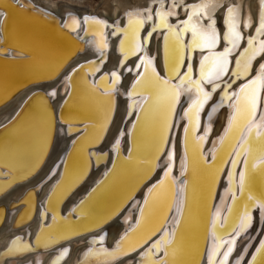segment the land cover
Returning <instances> with one entry per match:
<instances>
[{"label":"snow or ice","instance_id":"6c2138e0","mask_svg":"<svg viewBox=\"0 0 264 264\" xmlns=\"http://www.w3.org/2000/svg\"><path fill=\"white\" fill-rule=\"evenodd\" d=\"M221 7L223 5L220 0H203L201 3L190 4H177L176 0L165 4L164 0H157L154 22L152 6L150 5L135 15L129 13V18L123 28L120 27L118 21L109 26L104 20L95 17H83L85 32L90 29L101 30L105 27H111L113 37L120 35L118 50L123 53V57L146 53L147 44L151 41L153 34L159 36L162 32L164 74L160 75L156 70L155 57L149 58L146 54L139 55L134 68H123L124 72L139 73L135 75L128 90L129 97L142 96L139 101L129 99L127 105V115L130 117L133 111L136 115V119L132 120V124L128 128V155H122L119 150L120 138L124 136V131L121 128L115 142L111 145L116 151L112 158L111 167L104 174L105 179L98 181L88 195L74 207L76 219L73 220L71 213L61 216L57 206L68 188L85 175V165L77 162L74 157L78 152H82L86 145L95 144L101 139L100 133L108 123L113 97L111 94H102L99 89L101 86L105 89H111L116 85L120 80L119 69L123 67L124 59L122 57L119 61L117 70L111 71L110 74L103 73L96 79L95 83L90 81L87 78L88 75H95L99 72L100 66L105 60L107 45L101 42L99 44V58L78 63L68 71L65 77L67 95L64 96V102L61 104L60 118L69 123L67 129L69 134L79 131V129L71 126L74 119H86L90 122L85 124L81 134L71 141L68 154L63 157L64 167L61 171V179L56 182L53 190L48 194L47 208L52 212L51 222L43 223L45 213L42 210L41 227L34 241L22 242L21 237H12L5 247L0 249L4 258L14 256L18 259L21 255H27L33 250V245L38 249L48 234H54L56 238L71 236L84 228L96 227L111 217L131 195L132 188H129L119 201L112 204L103 213L97 214L93 211L91 207L93 201L102 193L109 181L119 176L123 171L134 168L137 172L136 184L148 177L153 170L157 155L163 150L168 139L173 113L180 96V86L186 83L188 86L186 91L195 90V99L184 108L187 123L184 125V133L181 137L182 147L187 154L186 169L189 174L194 177L199 176L201 181L210 177L211 181L214 182L221 172L227 156L237 144L245 126L248 125V132L243 139H239V146L235 147V155L232 156L227 174V191L234 193L235 172L237 164L243 156L244 166L240 169L239 180L241 195L239 197L233 195L223 225L219 224V215L217 214L215 226L212 229L217 235V243L209 250L207 257V264H216L217 255L223 243L219 239L220 230L223 229L224 232H228L238 225L236 236L227 240V248L219 261V264H227L236 245L237 236L245 231L251 223L250 209L256 201H259L262 215H264V133H257L258 125L249 123L256 113L259 94L264 88V62L259 64L260 71H257L251 79H247L252 71L251 66L254 58L264 54V38H262L264 37V0H259L258 3V19L255 23L254 32L247 37L245 46L239 50L238 55H235L234 62L230 57L239 47L243 37L239 30L240 19L236 8L231 4L225 8L222 16L224 46L219 51H206L199 58L197 75L193 79L192 49L211 50L219 45V33L215 27V11ZM18 8V3L12 4L8 0H0V29L4 31L5 36L15 38L18 44L41 53L49 52L51 50L49 45L34 27L37 18L46 21L45 15L37 12L35 17L20 19L14 15V9ZM178 8L185 13L184 18L176 19V23L172 24L169 20L178 16ZM145 23H148L150 27L141 38L139 33ZM78 26V21L73 19L58 26L57 31L67 34L75 31ZM251 26V19L245 18L243 21L244 30H248ZM28 28L32 30H26ZM186 34L190 36L187 43L188 62L186 68L183 69V74L180 75L184 62V38ZM67 39L72 40L73 38L68 36ZM17 50L23 53L25 47H18ZM71 55L72 53L68 52L56 60L48 74H55L70 59ZM24 63L26 65L25 70H30L32 62L25 61ZM109 75L111 84L107 83ZM177 76L179 79L176 84H173L172 80ZM241 78L246 79V82L241 83L235 92L230 91L235 82ZM205 83L210 86L211 91L202 87V84ZM212 93H218V100L212 105V108L217 109L231 101L228 104L231 114L223 133L219 137L217 147L212 150V160H205L200 149L209 133V126L205 124L203 134L197 136L195 133L199 125V113L204 104L210 100ZM39 95V93L33 94L13 121L5 128H12L25 115V109L28 108L29 104ZM47 95L54 97L56 95L55 89H52ZM45 104L46 101L41 103L42 115L29 129L32 135L33 163L28 165L25 170L19 171L18 150L14 146L5 147L0 144V168L7 170L8 177L6 180L0 181V187L22 179L23 175L35 166V160H39L44 154V144L48 140L49 132L55 123V117L45 107ZM73 104L79 105L83 115H65L64 110ZM253 133H257L258 139H253L251 135ZM174 136L175 133H173ZM103 158L102 154L96 155L97 162ZM172 159L173 149L169 147L167 150L168 166L160 178L146 191L136 223L119 236L115 241V246L110 251L101 247L99 249L101 253L116 257L136 251L163 225L166 219V210L173 203V188L177 185V181L173 180L170 175ZM56 170L57 166H53L48 175L51 176ZM254 171L260 177L261 190L259 192L254 191L252 187ZM192 183V180H186L185 185L178 188V191L183 195L179 201L180 213L175 217L176 223L171 235L165 229L158 239L153 240L147 248L140 252L138 264H197L194 259L186 258L197 250V245L185 236V228L190 221H195ZM207 193L209 196L211 195L210 185L207 188ZM103 238V236L99 237L100 240ZM48 242L51 243V240ZM92 243H95V240ZM251 247V244L244 246L239 258L240 261L246 259L247 264H264V239L260 240L255 250H251ZM68 251V248H64L56 259L64 257ZM161 251H163V255L156 259L155 256ZM249 252L250 256L248 255Z\"/></svg>","mask_w":264,"mask_h":264},{"label":"water","instance_id":"95a60500","mask_svg":"<svg viewBox=\"0 0 264 264\" xmlns=\"http://www.w3.org/2000/svg\"><path fill=\"white\" fill-rule=\"evenodd\" d=\"M8 1L11 2L12 4H17L18 3V5H20L19 6L20 8H28L29 7V9H31L33 11H39L41 13H44L46 16L52 17L53 19H57L59 21L60 25H63L67 21L66 20V16L64 17V15L62 14L63 11H65V13H67V12L72 13L71 17H74V18L76 17L77 19H79V21L81 20V17L83 15H86L88 17H95V18H98V19H101V20L103 18L101 16V14H99V16H96V15L94 16V13H87L85 10H74L72 8L65 7V6H61L60 11L57 10L58 12L56 13L54 10L44 6L43 4L41 5L37 1L33 2L32 0H8ZM234 1H236V0H234ZM245 1H243V2L241 1V6H242L241 21L243 22L245 18H250L251 19L252 26L248 29L251 32H250V34H245L244 33V35L242 36L243 37L242 42L240 43L239 47L232 54L233 58H235V55L239 54V50L242 49L245 46L246 40H247L246 36L248 37L249 35L253 34L255 23L257 21V18L254 17V15H252L250 13L248 14L247 11H245L246 8H247ZM195 2H197V0L196 1L183 0L182 2H178V0H176L177 4H190V3H195ZM168 3H170V0H165V4H168ZM222 5H223V7L219 8L218 10L215 11V20H216L215 27H216V29L218 28L220 30L219 31V34H220L219 45H218V47H216L214 49H211V51H219V50H221V44L223 42V30H222V15H223V13L222 12H224V10H225V8L227 6H225V3H222ZM232 5H235V2L232 3ZM155 6H156V3L154 2L153 8H152L153 9V14L155 12ZM144 8H147V6H144ZM177 11L181 12V10L179 8L177 9ZM14 15L17 18H20V19L26 18V16L23 13L19 12V10H17V9H14ZM182 16L183 15H181V17H177L176 19H183L184 16L183 17ZM118 19H120L119 18V14L116 17L110 18V20H108L106 22V24L111 26L110 23H112L114 21L116 22V20H118ZM37 22L38 21H35V25H34L35 30L47 42V44L49 45V48L51 49L47 53H41V52H39V51H37L35 49H31V48H29L27 46L18 44L16 39L15 40H13V39L7 40V36H5L4 31L2 29H0V49L3 48V47L5 48L8 45L6 48L10 49V51H12V52L18 53L19 52L17 50L18 47H21V46L25 47V51L23 52L24 54L22 53L23 56H9L7 54L8 51H5V56L8 55L9 57H13L15 59H18V62H20L18 67H17V64H16V66H11L10 68L3 67V64L8 63V62H5V61H1L0 62V67L2 69H8L7 73H3V71H0V77L2 79H4V81H6V82L13 81V82H11L10 87L5 88L4 90L2 89L3 91L0 93V110L4 109L5 106L10 104L20 93H22L23 91H26L27 89H29L32 86H35L33 89H30L27 92V94L23 97V99L21 100V102L17 106L11 107L7 111H4L3 113L0 114V122H1L0 123V141L3 139V136L8 131V129H6L5 126L13 121V119L20 112L21 108L25 105V103L29 100V98L31 96H33V94H35V93H39L42 96V100L46 101L47 107L49 105L48 102L49 101L52 102V105H54L53 106V108H54L53 110L55 111V118H56V122L57 123H58V120H59V123H60V125L62 127H65V124L67 123V121H62L61 118H60L61 104L64 102V96L67 95V93L65 91V88L67 86L64 88L63 93L62 92H61V94L59 93L61 85L63 83V79H61V78L66 73H68L69 65H70V67H75L78 64V63H76V64L73 63V61L78 56H82V55L85 56L86 54H84V50L83 51L77 50L76 52L73 51V47H75L77 45L76 42H72L73 44H71V41H68V47H67V44L65 43V41H63V40H65L66 37L64 36L63 33L58 32L52 25L49 24V23H52L51 21H49V22L45 21L44 23H47L46 26L39 25ZM120 22H122L120 27L123 28L124 23L121 20H120ZM153 22H154V20H153ZM242 22L240 23L241 26H242ZM171 23H173V22L171 21ZM204 23H206V21ZM52 24L54 25V23H52ZM81 24H82V27H83L81 33L80 34H76V32H73V35L76 36V37L78 36L80 38L79 41L82 44V43H85V40H86V38L84 37L85 36V28H84V21L83 20H82V22H80L79 27H78L77 30H80ZM149 27L150 26L147 23L146 26H144L142 28V30L139 33L141 38L147 32ZM106 28H107V30L112 29L111 27H106ZM26 30L31 31L32 29L28 28ZM161 34H163V33L161 32ZM155 35L156 34H153V36L151 38V41H153ZM188 38H189V34L188 35L186 34L185 38H184V41H185L184 43L185 44L188 43ZM262 38H264V37H262ZM114 39H116V41H115V43H116L118 39L120 40V35H117V36L113 37V40ZM157 39H155V40H157ZM119 40H118V43H119ZM150 42L147 44L148 48H150V46H149ZM194 50H198V49H194ZM200 51H203V54H205L206 51H208V50H201L200 49ZM66 52L67 53L68 52L72 53L70 59H68L67 62L64 63L63 66L55 74H53L52 78L44 79L45 78L44 76L49 75L48 73L47 74H43V76H42L40 74V72H38V71H34V70L27 71L24 68V66H26V65H25V63H23L25 61H22L23 59L25 60V58H23V57H27V59H29V57L35 56V60L37 61L38 64L46 65L45 63L38 62V61H43V56L44 55H48L49 54V60H50V63H51V62H55L57 59L60 58L58 56L59 53L63 54V53H66ZM74 52H75V54H74ZM19 53H21V52H19ZM52 54H55L56 59L53 60V58L51 57ZM108 54L109 53L107 52V49H105V60H104V63L100 66L101 67L100 68L101 72L99 71L100 72L99 74L97 72L95 75H90L91 78L88 75V79L89 80L95 77L93 83L96 82V79H98V77L100 75H102L103 73H106V71L110 74L111 71L118 69L119 61L123 57V53L120 55L119 52H114L115 58H112V60H110V57L108 56ZM141 54H144V53L133 54V55L127 57V59H125L123 57L124 64H123V67L119 69L120 80L117 82L118 86H120V88L125 87L127 85V82L125 84H121V81L124 78V76H126V75L128 76L131 73V72H124L123 68H129V67H133L134 68L135 63H136L137 59L139 58V55H141ZM88 55L89 54H87V56ZM187 57H188V48H187L186 58H184V63L185 64H187V62H188ZM257 57H259L260 60H259V62L256 65H254V68H252V71H251L250 74H252V72L256 69V67L262 62V60L264 58V54H261V55H259ZM97 58H99V56L98 57H95V56L94 57H87L84 60H80L79 63H84L86 61L94 60V59H97ZM133 58H134V61L130 62V60L133 59ZM3 59H5V58H3ZM157 59H158V57H157V55H155L154 63L157 62ZM162 59H163L162 62H163V67H164V57L163 56H162ZM193 59H194V57H193V52H192V61H193ZM31 62L33 63L35 61H31ZM110 67H113V68H110ZM230 67H231V65H230ZM44 70H46V68ZM50 70H51V68L48 69V72ZM193 72L195 73V76L193 77V79H195L196 75H197L196 67H194V71ZM13 74H15V77L12 79ZM163 74H164V70H163V72L161 71L160 75H163ZM182 74H183V71L180 73V75H182ZM250 74L247 76V79H251L252 76L255 75V73L253 75H250ZM121 77H122V79H121ZM240 80H243L242 83L246 82V79H244V78L238 79L236 82H238ZM175 82H177L176 79H173L172 83L174 84ZM236 82H235V84H236ZM111 83H112V81H111V77H110L109 81H108V84H111ZM240 84H241V82H238L237 85H240ZM202 85H207V84L205 83V84H202ZM233 88H234V86L230 89V91H232ZM52 89H55V91H56V95L54 97L47 95ZM206 90L210 91L209 89H206ZM261 91H262V89H261ZM261 91H260V95H261V98H262L263 97V92L261 94ZM117 92H116V96H118ZM105 93H109L111 95L113 94L111 92H105ZM212 94H215V93H212ZM137 96H140V95L132 96V100L136 99ZM8 97H9V99L6 100V98H8ZM125 98L127 99V97L124 96V102H125ZM59 99H61V100L59 102L60 104H59V107H58ZM217 100H218V93L215 96H212L210 98V100L205 103V105L203 107V111H201L200 114H199V125H198V127L196 129V132H198L197 136L203 134V131H202L203 123H204L203 120L205 119V117L207 115V111L210 108H212V105L215 104L217 102ZM258 101H259V99H258ZM128 102L126 100V105L128 104ZM182 104H183V100L182 99L178 100V103L176 105L175 111L173 113L174 120L172 121L171 127L169 129L168 139H167V141H166V143L164 145L165 148L160 153V155H162V157L165 155L164 151H165V149L167 150L169 147H171V141L173 139V142H172L173 143L172 144L173 159H172V170H171L173 175H176V168H177V161H178V154H176V156H175L174 149H175V146L177 147L180 144L181 128L184 126L183 121L179 122V124L177 126H175L176 118H177V114H178V107H179V105L181 106ZM30 106H31V104H29L28 108L25 109V110H28L30 108ZM118 106H119V102L117 101L116 106H115V103H114L113 109H111V117H110L109 122H108L107 131L102 135V137L99 140V142L95 143V144H90L86 148L84 147V149L82 151V154H83V156H84L85 153L87 154V156H88V154L91 155V157H92V166L90 165L91 162L89 160V170L86 172L84 177L80 181H78V183L72 188V190H70L68 193H66V195H64V197L62 198V200L60 201V203L58 205V212L60 211V209H61V207H62V205L64 204L65 201H66V203L68 201H70L69 200L70 196H72L75 192H78L80 190V191H82L81 193H83L86 190L88 181L90 179H92V181H93V179L96 178V176L104 168V166L106 167L107 170H108L109 167H111L112 158H113L111 156V149H112L111 144H113V141L116 140V136H117L118 132L121 130V128L124 131V136L120 138V142H121V139H122V142H121V144H119V150H120V153L122 155H124V156L128 155L129 139H128V132H126V128L128 127V125L130 123L132 124V120L136 119V115H135V111H133V113H132V115L130 117L127 116V111L128 110L125 109L123 111V116H122V115H120L121 111H119ZM224 107H226V105H223V106L219 107L218 110L220 111L221 108H224ZM47 109L50 110L49 107ZM64 111H65V115H70V116L74 115V114L80 116V114H82L80 109H79V105L78 104L70 105L69 108L65 109ZM219 111H217V112H219ZM75 112H77V113H75ZM256 113H257V111H256ZM119 119L121 120V122L119 123L118 127L115 129V133L111 134V136H108L111 126L114 124V122H116ZM215 121L217 122V120H215ZM89 122L90 121H88V120H86V121H75L74 124H71V126L73 128H78L79 131H75V132H73L71 134H69V133L63 134L62 135V140H64V142L61 143L62 147H59L60 145L57 146V149L55 150V153L53 154V157L50 158V154L52 152L53 147L56 146V144H55L56 140L53 142L52 147L50 146L51 149L50 148L48 149V151L46 153V156L42 159V163L40 164V166L35 167L33 169V171H31L29 173H26V175H24V177L22 179L16 180L15 182L11 183L9 185V187L7 186L5 189H3L4 186L0 187V198L2 196H5V194L10 193L11 191H15L16 189H18V191H15V193L17 194L16 197L12 198L10 196L7 199L6 202L5 201H0V210L4 209L3 210L4 211V217L0 221V228L2 226H5L6 223L9 222V224H7L8 227L3 230V233H7L8 234V232H10L12 230H13V232L18 231L15 234H13L12 236H8L6 244L10 241V239L12 237H19L20 235L25 237V234H26L25 231H26L27 227L32 225L33 224V220L36 218V212H35L29 218H27V219H25L23 221L19 220V217L21 216L22 212L24 211V209H26L27 205H29L28 202L25 201V198H27L29 193H32V192L34 193L33 194L34 206L39 211V216H37V219L40 221L41 211L42 210L45 212V214L47 216V218H45V220L48 219V214L50 213V210L47 208V197H48V194L53 190V188L48 192L46 197H42L41 196L42 194H40V191H41L42 187H44L45 185H46V187L48 185H50L53 182V180L55 179V176L59 174V172H60V176L57 179V181L61 179V171H62V169L64 167V160L62 159V155H63L62 149L65 148V147L68 148L66 153H65V156H64V157H66L67 154H68V151H69V146H70L71 141L74 140L77 136H79L81 134V132L84 130V125L89 123ZM214 126L216 127V124H213V125L209 126V129H210L209 133H208V135H207V137H206V139L204 141V144L202 145V147L200 149V151L204 155L205 160H212V156L210 157V153L205 154V152H209L210 144L213 142L215 137H217L219 135V133L221 131V128H222V126H220L218 128V132L215 133L216 128H215V130H213ZM81 127H83V128H81ZM173 133H175L174 137H173ZM183 133H184V130H183ZM259 133H264V126H263V128H261ZM253 136L256 139H258V135L257 134H255ZM31 137L32 136L30 134V138ZM30 138L28 139V141H30ZM9 140H10V138H6V141H4L5 145H8ZM218 143H219V141H218ZM218 143L216 145H214V148L217 147ZM95 149H99V151L97 152V154L95 153V155H93L92 153L94 152ZM202 149H203V151H202ZM184 153H185V170H184V174H182V177H179L176 180L177 181V185L176 186L179 188V184L180 183H181L180 184L181 186L185 185V181L186 180H192V182H193L192 183V187H193V214L195 213V217L198 218L197 221H198V224H199V229H198L197 237L199 239L198 238L193 239L194 242H197L196 243L197 250L192 254V257H190V259H194L195 261H197L198 257H200V253H201L202 248H203L202 247L203 246L202 245V241L200 242V237H201V234L203 232V227L205 226V223H206V220H207L206 217H205V211H207V207L209 206L208 197L205 199V196L207 194L208 186L210 185L211 187H213L212 185L214 184V182L211 181L210 177L207 178L204 181H201L199 176H195L194 177L191 174H189L187 169H186L187 154L185 152V149H184ZM101 154L104 156V158L101 159L99 162H97L95 156L96 155H101ZM233 155H235V153ZM76 157L77 156H75L74 159H77ZM37 161L38 160H36V162ZM77 161H79V160H77ZM231 161H232V159L228 162V165H227L228 168L231 165ZM36 162H34V163H36ZM46 162H48L46 167L49 166L50 163H52V164L49 166L48 170L45 172L43 177H41L40 179H36L38 173L42 169L44 170L46 168L45 167ZM224 164H225V162H224ZM53 166H57V170H56V172L54 174L49 176L48 174L51 172V169H52ZM167 166L168 165H166L165 168ZM243 166H244V157L241 156L240 161L237 164V168H236V172H235L237 178H238L240 169ZM156 170L157 169H155L151 173V175L148 176L141 183L140 186H138V188L136 187V183H135V181L137 179L136 170H134V168H130V169L126 170V171H123L119 176H117V177L113 178L112 180H110L109 184L105 186L104 190H102V193L100 195H98V197L93 201V203L91 205L93 211L95 213H97V214L103 213L108 207H110L115 202L119 201L121 196H123V194L129 188L133 189V185H135L133 190H135V188H137L136 191L133 193L135 195L134 197L141 198V196L143 195L144 191L146 193V191L149 189V187L152 184H154L160 178V175H157ZM6 171L7 170H5L3 168H0V181L6 180L8 178L7 174H6ZM226 172H227V168L224 171L222 179L220 181H219V177L216 179L215 186L213 187L214 189L217 188V184L219 183L218 184V191H219V189L221 187V182L223 181V178H224L225 174H227ZM104 174L100 178L99 181H102V180L105 179ZM155 176H158V178L155 179L154 178ZM254 177L255 176L253 175V177H252V187H253L254 191L259 192L258 189H256V187L254 185V183H256V180H255ZM96 184H94L91 187V189ZM174 189H175V186L173 188V192L175 191ZM115 191L119 192L121 195L116 194ZM88 193H87V195H88ZM112 193L116 194L117 197L116 198H110L112 196ZM145 193H144V195H145ZM240 195H241V189H240V184H239L238 187H237L235 196L239 197ZM84 198H81V200L84 199ZM232 199H233V197H232ZM232 199L230 197L229 201L231 202ZM79 202H78V204H79ZM143 202H144V197H142V199L138 201L139 204H138L137 207H139V212H140V205ZM127 204L125 205V207H123L124 209H126L129 206V201H127ZM69 205H70V203L67 205V209L64 211V215L63 216L68 215L70 213L68 211ZM99 207H102V208L99 209ZM123 208L120 209V211L118 210L119 212L114 214L106 223L102 224V226H101L102 230L100 231L101 234L98 232V228L97 227L86 228L84 231L75 233V234H73L71 236H68V237H65V238H62V239H59V240H57V242L51 244L48 247L46 246L45 248L39 247L37 249L33 245V250L28 252L27 255H21L20 258H18V259L15 258L14 256L13 257H8V258H4L3 257V253L0 252V264H64L65 260L68 259V257L71 255L70 252L74 248H77V249L80 250L82 247L86 246V243L89 240L88 239L89 235H92V237H94L93 239L98 238L95 241V243H94V245L96 246L94 248H97V247L100 248L101 246L104 245L103 244L104 242L106 243L105 240L101 241L99 239V237H101V236H104V238L107 237L108 231H107V228L105 229V227H104L107 223H109L111 220H113V223L109 224L108 228L116 229L117 232H116L115 236H117L121 232L122 227L120 226V223L119 224H116V223L118 222V214L121 213ZM228 210L226 211V213L228 212ZM251 211H254L253 216H255V219H256L255 223L253 221L252 225H249L245 229V231H243L239 236H237L236 245H235V247L233 249V252L230 254V256L228 258L227 264H231L232 257L237 253L236 249L238 248V245H241V244H239L240 241H242V243H243L242 244V249L244 250V246L246 244H248L247 243L248 239L250 240L252 238V241L250 243L251 246H252L251 250H255V247L259 244L260 240L264 239V217L262 219L261 225L259 226L258 218L256 217L257 214L255 213L256 207L253 206L251 208ZM139 212H138V214H139ZM124 218L126 219L127 215H125ZM71 219H73V220L76 219V214H75L74 210L71 213ZM134 219H136L135 215H134L133 219L131 218V220H133V222H134ZM50 222L51 221L47 220L45 222V224H48ZM224 223H225V217L222 220L221 225H223ZM214 226H215V220H214V223L212 225V229H213ZM40 227H38L36 234L39 232ZM125 231H127V230H125ZM189 231H190L189 227H186L185 228V236L190 241V240H192V238H190V236H188L189 235L188 234ZM232 232L233 231L231 230V231H229L227 233H224L220 237V240L223 241V243L221 245V248H220V251H219L220 254H219L218 259H217V263L218 264H219L220 258L223 256V252L227 248V246L225 245V243H226L225 237H227V236L232 237L234 235V234H232ZM36 234H35V236H36ZM214 234L216 235L215 232H214ZM155 235H156V233L154 235L150 236L146 240V242L138 250L133 251L131 253H127V254H122L119 257L114 258L112 260V262L107 263V264H136V262H134V261L136 260V257L139 255V253L141 251H143L145 248H147L153 242V240L157 239L158 236H155ZM29 236H30L29 242L34 241L35 236H34L33 239H31V234H29ZM203 237H204V235H203ZM92 241H94V240H92ZM92 241H91V243H92ZM22 242H26L24 238H23ZM2 244H3V241H0V249H3L5 247V245H6L5 244L2 247ZM110 247H111V245L105 246L106 249H109ZM64 248H68L69 249L68 253L62 258L56 259V257L59 255L60 251H62ZM76 250L73 253L74 254L73 257L75 256ZM42 253H44V256H43ZM162 255H163V251H161L158 255H156L155 258L159 259L160 256H162ZM248 255L250 256V252H249ZM73 257H71L70 262L68 264H74ZM186 258H189V257H186ZM239 258H240V256H238V259ZM126 260H132V261L126 262ZM77 264H81V263H79V261H78ZM235 264H247V261H246V259L244 261H240V259H239Z\"/></svg>","mask_w":264,"mask_h":264},{"label":"bare ground","instance_id":"6f19581e","mask_svg":"<svg viewBox=\"0 0 264 264\" xmlns=\"http://www.w3.org/2000/svg\"><path fill=\"white\" fill-rule=\"evenodd\" d=\"M32 1L33 2L37 1L39 4H41V5L43 4L44 6L54 10L56 13L58 11H60L61 6H65V7L72 8L74 10H85L87 13H94V16L95 15L99 16V14H101V16L103 17L102 20H104L105 22L110 20V18L116 17L119 14V18L120 19L116 20V22L117 21L119 22V25H121V23H122V22H120V20L123 21V23L125 24L126 20L129 18V13H131L132 15H135L137 12L142 11L143 9H145L144 6L149 7L151 5L152 8H153L154 2L157 3V0H32ZM171 1L172 0H170V3H171ZM182 1L183 0H178V2H182ZM190 1H196V0H190ZM241 1L243 2L245 0H236V1H234V0H220V3L221 4L225 3V6H228L229 4L232 5V3L235 2V5H232V6L236 8V10H237V12L239 14L240 23L242 22L241 21V17H242ZM164 2H165V0H164ZM201 2H203V0H197V2H195V3H201ZM245 3H246V7H247L245 11H247L248 14L250 13V14L254 15V17H256L258 19V3H259V0H246ZM17 10H19V12L23 13L26 16V18L35 17L37 12H39V11L31 10V9H29V7L28 8H20L19 7ZM152 11H153V9H152ZM222 13H224V12H222ZM62 14L64 15V17L66 16V20L67 21H71L73 19L77 20L78 21V25L80 24V22H82V20H83L82 18L84 16H86V15H83L81 17V20L79 21V19H77L76 17L75 18L71 17L72 13H69V12L65 13V11H63ZM181 15L184 16L185 13L183 11L178 12V16L177 17H181ZM45 18H46V22L51 21L52 23H54V25L52 23H49V24L52 25L56 30H57L58 26H60L59 21L57 19H53L52 17L46 16V15H45ZM176 18H170L169 22L171 23V21H172L173 22L172 24H175L176 23ZM153 20H154V14H153ZM36 21H38L37 23L39 25H44V26L47 25V23H44L45 21L39 20L38 18H37ZM114 22L110 23V25H113ZM146 24L147 23H145L143 25V27L146 26ZM240 26L241 25H239V30L241 31L242 36L244 35V33L245 34H250V32H251L250 30H248V31L244 30L243 22H242V26L241 27ZM77 29L75 31L68 32L67 34L63 33L64 36L66 37L65 40H63V41H65V43L67 44V47H68V41H71V44H73L72 42H76L77 45L75 47H73V51L76 52L77 50H79V51H83L84 50V54H86L85 56L84 55L78 56L73 61V63H75V64L79 63L80 60H84L87 57H94V56L98 57L100 55L99 44L101 42H103V43H105L107 45L106 49H107V52L109 53L108 56L110 57V60H112V58H115L114 52H119L120 55L122 54V52H120L118 50V40L119 39L117 40L116 43H115L116 39L113 40V36L111 35L112 29L107 30L106 27L101 29V30L90 29L88 32H85V36L84 37L86 38V40H85V43H82V44L79 41L80 38L78 36L76 37V36L73 35V32H76V34H80L81 33V31L83 29L82 24H81L80 30H77ZM217 30H218V33H219L220 30L218 28H217ZM222 30L224 31L223 24H222ZM162 35L163 34H161V33L159 34V36L155 35L153 41H151L150 44H149L151 49L147 47V51H146V53H144L149 58H153V57H155V55H157L158 59H157V62L155 63V66H156V70L159 71L160 74H161V71L163 72V70H164L163 62H162L163 61V59H162V56H163ZM68 36H71L73 39L72 40H68L67 39ZM219 37H220V34H219ZM189 38H190V36H189ZM10 39L15 40V38H13L12 36H7V40H10ZM155 39H157V40H155ZM246 39H247V36H246ZM184 45H185L184 58H186V54H187V48L186 47H187V44L184 43ZM223 46H224V44L222 42L221 49H222ZM6 47L5 48L3 47V48L0 49V62L1 61L8 62V63L3 64V67L10 68L11 66H16V64H17V67H18L19 63H20V62H18V59H15V58L9 57V56H23L24 53L22 54V53H19V52L18 53L12 52V51H10V49H8ZM194 49L195 48L192 49L193 57H194V59L192 61V64H193V71H194V67H196V71H197L199 58L203 55V51H200V49H198V50H194ZM5 51H8L7 54L9 56L8 55L5 56ZM208 51H211V50H208ZM75 52H74V54H75ZM64 54L65 53H63V54L59 53L58 56L61 57ZM87 54H89V55L87 56ZM51 57L53 58V60L56 59L55 54H52ZM3 58H5V59H3ZM23 58H25V60L23 59L22 61H35V62H33L31 64L30 70H27V71H32V70L38 71V72H40V74L42 76H43V74L49 73L48 69H50L52 67V65H54V63L56 62L55 61V62H51L50 63L49 54L43 56V61H38V62H41V63H45L46 65L38 64L37 61L35 60V56L29 57V59H27V57H23ZM124 58L127 59V57H124ZM230 59L234 62V58L232 56L230 57ZM259 60H260L259 57H257L256 59L254 58V60L252 61V66L251 67L254 68V65H256L259 62ZM12 61H17V62L13 63ZM132 61H134V58L130 60V62H132ZM262 62H264V58H263ZM186 65L187 64H185L183 62V65H182V68H181V72L186 67ZM25 67L26 66H24V68ZM45 68H46V70H44ZM68 68H69V71H70V69L72 67H70V65H69ZM110 68H113V67H110ZM0 70H2L3 73H7V71H8V69H2L1 67H0ZM257 71H260L259 65L256 67V69L250 75H253L254 73L256 74ZM100 72H98V74ZM106 73H108V72L106 71ZM119 74H120V72H119ZM138 74H139L138 72H131L128 76L127 75L124 76L123 79L121 77V79H122L121 84H125L127 82V85L125 87L120 88V86H118V83H116V85L113 88H111V89H105V88H103V86H101V88L99 89V91L102 94H109V93H105V92L113 93L112 94V97H113L112 109H113L114 103H115V106H116V103L118 101L119 102L118 108H119V111H121L120 115H122V116H123V111L125 109L128 110V108H127L128 104L126 105V100L128 102L129 99H132V97H129V95H128V90L131 87V83H132L133 79L135 78V75H138ZM66 75H67V73L61 78V79H63V83H62L61 88H60V92H59L60 94H61V92L63 93L64 88L67 86V81L65 80ZM194 76H195V73L193 72V77ZM14 77H15V74H13L12 79ZM44 77H45L44 79H48V78H52L53 75H46ZM89 77L91 78L90 75H89ZM94 78L90 79V81L94 82ZM109 78H110V75H109ZM175 79H176V81H178L179 77L177 76ZM0 80H2V83H0V93L5 88L10 87L11 82H13V81L6 82L1 77H0ZM108 81H109V79H108ZM108 81H107V83H108ZM238 82L242 83L243 80H240ZM238 82H236V84L233 85L234 88H233L232 92H235V90L239 87V85H237ZM176 83L177 82H175L174 84H176ZM34 87L35 86H32L29 89H27L26 91H23L22 93H20L10 104L5 106L4 109L0 110V114L3 113L4 111H7L11 107L17 106L21 102L23 97L27 94V92L30 89H33ZM187 87L188 86H187L186 83L184 85L180 86L179 100L182 99L183 100V104L181 106L179 105V107H178V114H177L175 126H177L179 124V122H181V121H183L184 125L187 123V118L184 115V108H186L187 105L193 99H195V90L192 89L191 91H186ZM202 87H204L205 90L209 89L211 91L209 85H202ZM116 92L118 93V96H116ZM262 92H263V97L262 98H261V95L259 94L260 98H259V101H258V104H257V109H256L257 113H255V115L252 117V119L249 122L252 125H258L257 133H259L261 128H263V126H264V88H262L261 94H262ZM216 94L217 93L212 94L211 97L215 96ZM124 96L127 97V99L125 98V102H124ZM9 97L6 98V100L9 99ZM232 98L234 99L235 97L233 96ZM141 99H142V96L140 95V96H137V98L134 99V100L139 101ZM60 100L61 99H59V101H58V107H59V104H60L59 103ZM42 102H43V100H42V96L41 95L36 97V99L32 101L30 108L28 110H25V115L23 117H21V119L19 121H17V123L15 125H13L12 128L8 129V131L6 132V134L4 136L2 135L3 139L0 141V144H3L5 147L11 145V146H14L18 150V153H19V156H18V170L19 171L25 170L28 167V165L33 163V154H32L31 146H30L31 142H32V137L30 138L31 132H30L29 129H30L31 125L35 121H37L40 118V116L42 115V109L40 107ZM230 103H231V101L228 102V104H230ZM48 104H49L48 107L50 109L49 110L50 113L55 117V111L53 110L54 109L53 108L54 105H52V102H50V101L48 102ZM228 104H225L226 107L221 108L220 111L218 110L219 108H217V109L210 108L207 111V115H206L205 119L203 120L204 123H203L202 131L204 129L205 124H207L208 126L216 124V127L215 126H214V128L212 127L213 130H215V128H216L215 133H217L218 132V128L220 126H222L219 135L217 137H215L213 142L210 144L209 152H205V154L210 153V157L212 156V150L214 148V145H216L218 143L219 137L223 133L224 127L227 124L228 117L231 114V109L228 106ZM45 107L48 108L47 104H45ZM137 107H139V104H137ZM201 111H203V108L201 109ZM217 111H219V112H217ZM75 113H77V112H75ZM209 113H211V115H209ZM74 115L78 116L76 114H74ZM80 115H83V113L80 114ZM110 117H111V111L109 113V119H110ZM173 120H174V118L172 117V121ZM215 120H217V122ZM75 121H86V119H74L72 124H74ZM108 122H109V120H108ZM120 122H121L120 119L117 120L116 122H114V124L110 128V132H109L108 136H111V134L115 133V129L118 127ZM107 126H108V123L106 124L104 130L100 133L101 137L107 131ZM130 126H131V123L126 128V132H128V128ZM68 127H69V123L68 122L65 124V127H62L60 125V123H59V120H58V123H57L56 122V118H55L54 126L50 130L49 136H48V140L44 144V154L39 158V160L37 162L35 160V162H36L35 166L31 169V171H33V169L35 167L40 166V164L42 163V159L46 156V153H47L48 149L49 148L51 149V147L53 145V142L55 140H56V143H55L56 146L53 147L52 152L50 154V158L53 157V154L55 153V150L57 149V146L60 145L59 147H62L61 143L64 142V140H62V135L68 133V131H67ZM81 128H83V127H81ZM76 129H78V128H76ZM183 130H184V126L181 128L180 144L177 147L175 146V149H174L175 156H176V154H178L176 175H173L172 171H171V174H170L172 179L175 180V181L179 177H182V174H184V170H185V153H184V149H183L182 144H181V137H182V134H183ZM247 132H248V125L245 126V129L242 131L241 136H240L239 139H243L244 135ZM197 133L198 132H196L195 135H197ZM257 133H253L251 135L253 136V135L257 134ZM6 138H10L8 145H5V143H4V141H6ZM29 138H30V141H28ZM239 139L237 141V144L233 147L232 152L227 156L225 164L222 165L221 172L222 171L223 172L222 173L220 172L218 174V176H217V178L219 177V181L222 179L224 171H225L226 168H227V172L226 173L228 174L227 165H228V162L232 159L233 154L235 153V147L239 146ZM253 139H256V138L253 136ZM98 142H99V140L96 143H98ZM114 142H115V140L113 141V143ZM121 142H122V139H121ZM121 142H120V144H121ZM172 142H173V139L171 141V148H172V144H173ZM203 144H204V142H203ZM88 145H90V144H88ZM88 145H86L85 148ZM164 148H163V150H164ZM67 149H68L67 147L62 149V151H63L62 159L65 156V153H66ZM167 150L165 149V151H164L165 155L163 157H162V155H160L161 152L157 155L156 160H155V165H154L153 170L151 171V173L155 169H157L156 170L157 175L161 176L163 174L165 166L168 165V163H169V161L167 160ZM98 151H99V149H95L92 154H95V153L97 154ZM115 151H116L115 149H113V148L111 149V156L112 157L114 156ZM202 151H203V149H202ZM76 156H77L76 157L77 159H75V160L76 161L79 160L77 162L82 163L83 165H85L84 172L86 174V172L89 170V160L91 162L90 165L92 166V157H91V155L88 154V156H87V154L85 153L84 156H83L82 152L81 153L78 152L76 154ZM47 163L48 162H46L45 167H46ZM254 163H256V162H254ZM51 164L52 163H50L49 166ZM171 164H172V161H171ZM49 166H47L44 170L42 169L38 173L36 179H40L41 177H43L45 172L48 170ZM106 170L107 169L104 166V168L98 173V175L96 176L95 179H93V181H92V179H90L88 181L86 190L83 193H81L82 191L79 190L78 192H75L72 196H70V199H69L70 201H68L67 203H66V201L64 202V204H63L64 206L62 205V207H61V209L59 211V214L62 215V216L64 215V211L67 209V205L69 203H70V205L68 207V211L70 213H72V211L74 210V207L76 205H78V202L81 200V198H84L87 195V193L90 191L91 187L100 180V178L103 176V174L106 172ZM31 171H27V173H29ZM151 173L148 176H150ZM227 174H225V176L223 178V181L221 182V187H220L219 191H218V184L219 183L217 184V188L216 189L213 188L215 186V183H216V179H217L216 178L215 181H214V184L212 185L213 187H211V195H210L211 197L208 195V193L205 196V199L208 197L209 206L207 207V211H205V217H206L207 220H206L205 226L203 227V232H202L201 237H200V242L202 241V245H203L202 247L203 248H202V251L200 253V257H198V259L196 261L197 264H207V257H208L209 250L212 247H214L215 244L217 243V235H215L214 232L212 231V225L214 223V220L216 219V216L218 214L219 215V224L221 225V222H222V220L225 217L226 211L228 210V206H229V203H230L229 199H230V197L232 199L233 195L236 194V190H237V187L239 185V180H240V172H239L238 178H237L236 173H235L236 186H235V192L234 193L232 191H227V189H228ZM253 175L255 176L254 178L256 180V183H254V185H255L256 189H258V191H260L261 190V185H260L259 174L255 173V171H254ZM59 176H60V172H59L58 175L55 176V179L53 180V182L50 185H48L47 187H46V185L44 187H42V189L40 191V194H42L41 195L42 197H46L48 192L53 188V186L56 183V181L59 178ZM23 177H24V175H23ZM83 177L84 176H82L80 179L76 180L75 183H73L71 185V187L68 188L67 192H65L64 195H66V193H68L70 190H72V188ZM154 178L156 179V178H158V176H155ZM143 181H141L139 184H136V187L138 188V186H140ZM180 184H179V186H181ZM9 185L10 184L4 186L3 189H5L7 186L9 187ZM137 188H135V190H133L134 189V187H133L131 195L118 208V210L120 211V209L125 207V205L127 204V201H129V206L126 209L123 208L121 213L118 214V222L116 224L120 223V226L122 227L121 232L117 236H115V234L117 232L116 229L108 228L109 224L113 223V220H111L109 223H107L104 226L105 229L107 228L108 235H107V237H105L104 239L101 240V241H104V240L106 241V243L104 242L103 243L104 245L101 246V247L105 248V246L111 245V247L109 249L105 248L106 250L110 251L115 246V241L119 238V236L122 235L125 230H128L130 227H132L135 224V222L137 220L138 212H139V207H137L138 204H139L138 201L141 200L142 197H144V193H145V191H144V193L141 196V198L134 197L135 195L133 193L136 191ZM174 190L175 191H174L172 206L166 210V219L164 220L163 225L159 228V230L156 232V235H155V236H158L157 239L159 238V236L163 233V231L165 229H167L169 234L171 235L172 228H173L174 224L176 223L175 217L180 212L179 201H180L182 193H180L178 191V187L177 186H175ZM15 191H18V189H16ZM15 191H11L10 193L5 194V196H2L0 198V201H5L6 202L7 199L10 196L12 198L16 197L17 194L15 193ZM115 193L118 194V195H121L119 192L115 191ZM33 194H34L33 192L29 193L27 198H25V201H27L29 205H27L26 209H24V211L22 212L21 216L19 217V220L23 221V220L29 218L33 213L36 212V218L33 220V224L30 225L29 227H27V229L25 231V233H26L25 237L22 236V235L19 236V237L22 238V240L24 238L26 242H29V238H30L29 234H31V239H33L35 234H36V232H37L38 227L41 226V218H40V221L37 219V216H39V211L34 206ZM116 194L112 193V196L110 198H116L117 197ZM62 198H61V200H62ZM254 206L256 207L255 213L257 214L256 217L258 218V223H259V226H260L261 222H262V219L264 217V215H262V208L260 206L259 201H256ZM57 208H58V206H57ZM101 208L102 207H99V209H101ZM3 210L2 209L0 210V221L4 217V211ZM118 210L114 214L119 212ZM25 213H27V215H25ZM250 213H251V217H252L250 225H252L253 221L255 223L256 219H255V216H253L254 211H251V209H250ZM125 215H127L126 219L124 218ZM134 215L136 216V219H134V222H133V220H131V218L133 219ZM111 217H109L106 221H102L99 225L96 226L98 228V232L100 234H101L100 231L102 230L101 229L102 224L106 223ZM194 217H195V213H194ZM45 218H47L46 214L44 215V218H43V223L44 224H45V222L47 220L51 221L52 220V212L50 211V213L48 214V219L47 220H45ZM197 220H198V218L195 217V221L194 222L190 221L189 225L187 226V227H189V230H190L189 233H188L189 234L188 236H190V238H192V240H190V241L195 243V244L197 242H194L193 239L198 238L197 234H198V229H199V224H198ZM7 224H9V222H7L5 226H2L0 228V241H3L2 247L6 244L8 236H12L16 232H18V231L13 232V230H12V231L8 232V234L7 233H3V230L8 227ZM85 229L86 228L82 229L81 231H84ZM231 230L233 231L232 232V234H234L233 236H235L237 234L238 225L235 226ZM81 231H79V232H81ZM224 233H227V232H224L223 229H221L220 230V237ZM203 235H204V237H203ZM65 237H68V236H60L59 238H56V236L54 234H48L42 240V243H41L40 247L41 248H45L46 246L48 247L51 244L57 242V240L65 238ZM220 237H219V239H220ZM232 237H230V236L225 237L226 242H227V240L231 239ZM93 238L94 237H92V235H89L88 236L89 240L87 241L86 246L82 247L80 250L77 249V248H74L70 252L71 255L68 257V259L65 260L64 264H68L70 262V259H71V257H73V255H74L73 253H74V251L76 249L77 250L75 252V256L73 257L74 264H77L78 261L81 264L82 263L83 264H107V263L112 262V260L114 258L119 257V256H116V257L106 256V255H104V253H101L99 251V249L101 247L100 248H98V247L94 248L96 246L94 245V243H91V241L92 240L96 241L98 238H95V239H93ZM49 240H51V243L48 242ZM251 241H252V238L250 240L248 239L247 243L250 244ZM239 244H241V245H238V248L236 249L237 253L232 257L231 264H235L239 260L238 256H240L241 253L243 252V249H242V244L243 243H242V241H240ZM225 245L227 246V243H225ZM90 249H91V251H89ZM42 254L44 256V253H42ZM219 254L220 253H218V255H217V259H218ZM188 257H189L188 259H190V257H192V255H190ZM138 258H139V255L136 257V260L134 261V262H136V264H138ZM128 261H132V260H126V262H128ZM216 263H217V261H216Z\"/></svg>","mask_w":264,"mask_h":264}]
</instances>
